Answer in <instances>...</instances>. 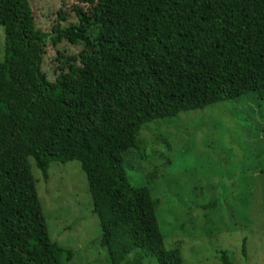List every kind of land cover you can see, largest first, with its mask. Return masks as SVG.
Here are the masks:
<instances>
[{
  "label": "trees",
  "instance_id": "obj_1",
  "mask_svg": "<svg viewBox=\"0 0 264 264\" xmlns=\"http://www.w3.org/2000/svg\"><path fill=\"white\" fill-rule=\"evenodd\" d=\"M71 10L74 23L61 25V10L42 32L28 0H0V264L72 257L48 238L30 161L43 181L50 162H78L111 264H181L177 247L163 246L150 191L129 181L122 154L146 159L135 140L146 123L247 93L264 100V0H73ZM60 40L84 49L57 52L59 71L48 81L42 47ZM257 162L256 170L264 166ZM216 259L231 264L223 250Z\"/></svg>",
  "mask_w": 264,
  "mask_h": 264
},
{
  "label": "rangeland",
  "instance_id": "obj_2",
  "mask_svg": "<svg viewBox=\"0 0 264 264\" xmlns=\"http://www.w3.org/2000/svg\"><path fill=\"white\" fill-rule=\"evenodd\" d=\"M28 4L33 27L42 32L50 31L58 11L66 12L61 25L76 20L73 0ZM95 31H88L89 38ZM82 49L79 41H46L40 71L52 81L61 64L56 53L76 56ZM2 54L0 26V61ZM135 140L147 157L124 152L126 176L133 185L149 189L163 246L177 247L181 264H220L216 255L222 250L231 264H264V166L256 170L258 160L259 166L264 163V100L247 93L232 104L214 103L146 123ZM29 164L48 238L72 252L66 264H111L99 245V224L78 162H50L46 181ZM142 264L155 262L147 257Z\"/></svg>",
  "mask_w": 264,
  "mask_h": 264
}]
</instances>
